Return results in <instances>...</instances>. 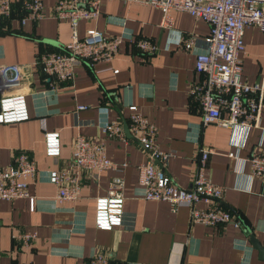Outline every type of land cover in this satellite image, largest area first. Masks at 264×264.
<instances>
[{
  "label": "crops",
  "instance_id": "obj_1",
  "mask_svg": "<svg viewBox=\"0 0 264 264\" xmlns=\"http://www.w3.org/2000/svg\"><path fill=\"white\" fill-rule=\"evenodd\" d=\"M41 1L39 21L21 26L17 20H9L0 26V64H20L25 71V80L8 89L25 94L29 114L24 121L0 123V167L22 151L37 167L27 188L35 200L33 210L27 197L0 201V264H86L94 251L108 256L112 264H264L250 241L253 235L264 244V189L247 161L259 150L257 143L264 131V96L260 128L249 130L241 148L231 145L230 129L214 123L200 125L202 110L191 89L203 75L195 71V56L181 38L194 36V49H202L208 23L175 11L172 28L166 29L159 25L160 10L146 2L102 0L98 18L81 20L79 34L97 29L132 39L121 42L111 61L81 62L71 83H57L52 90L55 82L42 73L37 56L62 49L70 40V28L66 20L53 15L57 0ZM140 38L156 46L153 54L137 47ZM243 44L241 78L253 84L264 79V33L247 26ZM81 104L87 108L77 112ZM131 104L156 126L158 146L172 154L164 169L179 187L192 184L201 157L198 147L211 150L207 174L223 186L219 204L237 214L240 227L191 223L187 204L172 212L167 202L139 195L137 166L147 157L129 131ZM105 120L121 123L127 141L106 137L100 127ZM45 132H58V156L46 154ZM78 135L103 142L110 159L127 162L121 172L122 223L110 230L94 226V208L96 198L107 195L116 171L86 173L78 199L54 201L56 186L48 181V171L69 168ZM22 231H36L29 247H20L12 238L13 232Z\"/></svg>",
  "mask_w": 264,
  "mask_h": 264
},
{
  "label": "built area",
  "instance_id": "obj_2",
  "mask_svg": "<svg viewBox=\"0 0 264 264\" xmlns=\"http://www.w3.org/2000/svg\"><path fill=\"white\" fill-rule=\"evenodd\" d=\"M148 3L161 12L159 25L172 28L173 12L185 11L197 20L209 25V34L202 38L203 48L195 50L196 38L182 37L186 49L195 56L194 69L203 75L200 83L194 84L191 95L202 110L200 125L217 124L230 129V143L241 148L251 128H260L263 111L264 79L253 84L241 78V54L244 51L243 34L247 26H256L264 33V0H127ZM16 2V3H15ZM0 0V26L5 21L17 20L23 26L28 21L37 22L43 16L41 0ZM102 0H57L53 15L66 20L70 28V40L60 50L39 53L37 64L42 73L56 90L57 83H71L75 68L83 61L90 63L113 60L119 45L127 37L125 34L106 35L97 29H88L81 36V20H94L101 13ZM132 39V38H131ZM136 45L146 54H153L156 46L149 39L140 38ZM117 72V71H115ZM25 80L24 66L20 64H0V123L24 121L29 118L25 94L10 91L11 86L20 85ZM77 105L76 111L86 109ZM129 131L133 140L145 151L146 160L137 166L139 193L145 199L164 201L175 212L179 205L187 204L190 209V222L207 226L227 223L240 227L237 214L219 204L224 188L211 181L207 174V160L211 150L198 147L200 159L190 188H181L166 173L165 166L172 156L162 150L157 142V128L137 108L128 106ZM227 115L224 116L223 113ZM44 129V119L40 118ZM101 130L108 138L117 137L127 141L121 123L105 120ZM258 151H253L247 161L251 174L258 178L264 189V149L261 141ZM45 150L48 156H58L60 150L58 132H45ZM158 162V163H157ZM127 162L110 159L103 142H96L84 135H78L73 143L71 161L66 170L48 171V181L56 186L54 201L63 203L79 198L84 174L111 169L118 174L111 179L107 195L97 197L94 208V226L110 230L120 226L123 216L124 178L121 172ZM37 167L27 152L17 153L12 162L0 167V201L27 197L33 210L35 200L28 195V181L36 177ZM203 202L204 208L197 204ZM36 231L13 232L12 238L20 247H29L36 238ZM86 264H112L109 257L92 252Z\"/></svg>",
  "mask_w": 264,
  "mask_h": 264
},
{
  "label": "water",
  "instance_id": "obj_3",
  "mask_svg": "<svg viewBox=\"0 0 264 264\" xmlns=\"http://www.w3.org/2000/svg\"><path fill=\"white\" fill-rule=\"evenodd\" d=\"M252 245L259 251V256L264 259V244H261L253 235L250 236Z\"/></svg>",
  "mask_w": 264,
  "mask_h": 264
}]
</instances>
